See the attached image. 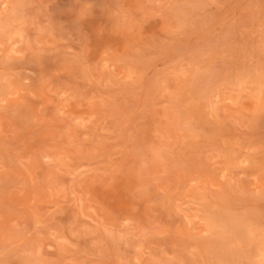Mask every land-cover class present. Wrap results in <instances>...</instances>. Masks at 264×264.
I'll list each match as a JSON object with an SVG mask.
<instances>
[{
  "label": "rangeland",
  "instance_id": "1",
  "mask_svg": "<svg viewBox=\"0 0 264 264\" xmlns=\"http://www.w3.org/2000/svg\"><path fill=\"white\" fill-rule=\"evenodd\" d=\"M0 264H264V0H0Z\"/></svg>",
  "mask_w": 264,
  "mask_h": 264
}]
</instances>
